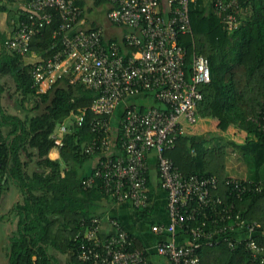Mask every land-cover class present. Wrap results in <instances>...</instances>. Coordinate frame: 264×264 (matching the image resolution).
<instances>
[{
    "label": "built area",
    "instance_id": "2783aa9c",
    "mask_svg": "<svg viewBox=\"0 0 264 264\" xmlns=\"http://www.w3.org/2000/svg\"><path fill=\"white\" fill-rule=\"evenodd\" d=\"M23 1L29 16L6 40L11 51L30 53L33 37L51 23V11H58L62 19L55 31L60 48L48 59L34 63L35 84L51 86L58 78L69 75L73 82L81 81L99 90L91 107L99 118L93 119L92 126L105 133L106 150H111L113 139L109 135L110 118L124 105L123 153L115 159L98 160L95 175L84 180L85 186L97 185L100 179V189L110 199L129 202L137 209L147 208L149 153L155 151L170 218L166 224L152 225L154 233L168 235L157 243V253L172 264H200L199 251L204 246L225 244L235 248L243 244L254 259L264 263V247L256 240L260 223L249 220L243 210L236 208L234 200L261 190L262 183L229 176L223 183L226 193L222 194L218 176L185 175L165 155L179 135L185 134L184 120L198 123L197 108L204 96L201 86L212 81L209 57L194 53L191 68H187L188 51L180 43L181 35L192 32L190 4L194 0H103L110 5L108 21L127 29L120 39L107 45L104 26H81L84 8L80 0ZM240 6L241 0H212L213 11L229 31L240 23L238 14L230 9L240 10ZM149 91L165 106H154L152 98L142 100L143 107L128 101ZM85 116L83 111L76 114V119L82 124ZM251 119L264 132V105ZM67 131L64 123L52 134L56 146ZM111 224L114 232L102 236L100 217L82 223L75 236L80 260L88 264H152L147 251L136 245L134 235L118 219H111ZM179 232L186 234L187 241H178Z\"/></svg>",
    "mask_w": 264,
    "mask_h": 264
},
{
    "label": "trees",
    "instance_id": "16d2710c",
    "mask_svg": "<svg viewBox=\"0 0 264 264\" xmlns=\"http://www.w3.org/2000/svg\"><path fill=\"white\" fill-rule=\"evenodd\" d=\"M2 8L0 6V11L7 9ZM245 9L246 18H241ZM230 11L236 12L240 19L233 31L227 30L221 17L213 11L212 0L210 4L194 0L190 4L192 32L181 35L180 43L188 51L187 68H191L194 53L210 59L212 81L201 86L204 96L197 108L200 119L216 117L241 126L248 133L245 142L234 143L248 164L249 178L262 183V189L234 200L236 208L243 210L249 220L260 223L256 240L264 247V132L251 119L264 105V0H241L240 10L232 8ZM51 12V23L33 37L30 53L20 54L8 49L9 36L0 29V75L12 76L21 94L17 100L20 114L6 111L0 100V200L9 183L16 186L21 197L13 207L19 216V226L11 239L9 264H58L57 252L67 253L69 264H88L78 257L75 236L82 223L101 216L96 213L98 203L109 197L100 189V179L97 185L90 187L85 186L84 180L95 175L98 160L115 159L123 153V111L119 115L117 109L110 118L113 125L109 135L113 138V131L117 134L116 151H113V139L111 150H106L105 133L93 129V119L99 116L91 107L99 90L81 81L73 82L69 75L58 78L45 91L35 84L34 63L48 59L60 48L55 31L62 19L58 11ZM28 16V8H20L19 17L13 22L14 31ZM117 39L120 38L105 36L104 42L107 45ZM31 53L37 55L36 61L27 59ZM145 98H152L154 106H165L151 91L128 100L143 107ZM83 111L86 116L80 124L76 114ZM64 123L68 131L58 144L61 158L53 160L49 157L51 148L56 146L52 134ZM187 129L165 155L185 175L218 176L220 192L226 193L224 165L219 164L225 156L224 148L221 145L208 148L209 140L199 139L198 134L187 133ZM90 147L93 149L88 151ZM149 170L148 184L151 185ZM148 194L150 200V188ZM199 252L200 264H264L254 259L243 244L235 248L225 244L204 246Z\"/></svg>",
    "mask_w": 264,
    "mask_h": 264
},
{
    "label": "crops",
    "instance_id": "0c3cea01",
    "mask_svg": "<svg viewBox=\"0 0 264 264\" xmlns=\"http://www.w3.org/2000/svg\"><path fill=\"white\" fill-rule=\"evenodd\" d=\"M80 2L82 7L84 8V16L81 22V26L91 27L93 25L101 24L105 28V36L107 38H121L124 32L127 31V29L120 27L119 32H114L115 25L111 24L108 21L107 16L105 15L109 10V3L105 1L98 2V0H80ZM23 3L24 1L15 2L11 0H0V6L4 7L2 9H5V6L7 7V9L0 11L3 14H0V29L4 31L8 36H11L15 32L13 22L16 17H19L20 8L24 7ZM205 3L210 4V0H205ZM246 9L242 11L240 15L241 18H246ZM1 49L2 46L0 44V54ZM27 59L36 61L38 57L35 53H31L28 55ZM49 87L50 86L47 83H44L40 87V90L45 91ZM20 95L21 94L17 90L14 78L10 75H0V100L1 105L6 109V111L13 114H20L19 110H17V112H10L9 110H7L10 105L8 104L5 107L3 102L7 98L13 99L15 101V106L18 107L17 100ZM123 109L124 105H121L118 108L117 112L119 115L122 113ZM214 118L216 117L203 118V120L213 119L214 121ZM192 134L197 135L198 133ZM214 134L217 135L219 134V132L215 131L208 133V130L203 129L200 134H198V136L199 139H207L210 141L214 138ZM113 136V151H116L117 148L115 142L117 134L114 131ZM234 142L243 143L236 138L229 139L227 144L229 145L230 153L227 154V151H225L223 162L217 163H223V169L226 177L235 176L242 179L249 178L251 174L249 173L248 164L246 163L243 154L236 150L237 148L235 147ZM218 146L219 145H214L213 142L207 143L208 148L213 149L217 148ZM221 147H223L225 150L224 144L221 145ZM49 157L53 160L61 158L60 149L58 146H53L51 148ZM149 163V174L151 177V185H149L151 191L149 206L147 208L137 209L129 202H119L110 198H103L101 201H99L96 211V213L101 215L100 217L102 218V227L100 233L102 236H108L112 234L114 232V228L111 224V219H118L122 226L134 235L136 239V245L138 247L144 248L147 251L150 262L152 264H172L170 261L160 256L156 251L157 243L161 239L168 238V235L156 234L151 229V226L154 224H166L170 220L169 212L167 209V195L165 190L160 186V180L158 177V163L155 151H152L149 154ZM216 165L220 166L218 164ZM5 179L4 181H6ZM20 199L21 197L19 190L14 184L9 183L8 188L2 194L0 200V264H9V250L11 239L16 233L19 226V216L14 213L13 207L16 203H18ZM177 239L180 242L187 241L186 234L183 232H179ZM57 255L59 256L60 262L69 264V257L67 253L63 254L57 252ZM60 262L58 264H60Z\"/></svg>",
    "mask_w": 264,
    "mask_h": 264
},
{
    "label": "rangeland",
    "instance_id": "374dc122",
    "mask_svg": "<svg viewBox=\"0 0 264 264\" xmlns=\"http://www.w3.org/2000/svg\"><path fill=\"white\" fill-rule=\"evenodd\" d=\"M0 14H2V12H0ZM105 15L107 16V13ZM0 25H1V21H0ZM114 27H115L114 32H119L120 27L118 26H114ZM3 102H4L5 107L8 104L10 105V107L7 110H9L10 112H17L18 107L15 106V101L13 99L7 98ZM22 116H23V112H22ZM184 125L188 128L187 132L190 134L192 133L200 134V132L203 129L208 130V133L215 132V131H218L219 134L221 133L220 135L217 134L218 136L214 134V138L211 139L209 142H213L214 145L224 144L225 145L224 151H227V154L230 153V148H229V145L227 144L229 139L236 138L237 140L241 142H245L248 139L247 131L241 126L237 124H228L216 118H214V121L213 119H206V120L200 119L198 123L196 124H190L189 122L184 120ZM60 264H65V263L60 262Z\"/></svg>",
    "mask_w": 264,
    "mask_h": 264
}]
</instances>
